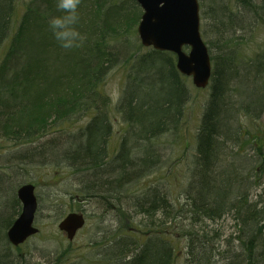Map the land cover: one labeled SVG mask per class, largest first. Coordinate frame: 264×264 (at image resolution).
I'll list each match as a JSON object with an SVG mask.
<instances>
[{
	"label": "trees",
	"instance_id": "obj_1",
	"mask_svg": "<svg viewBox=\"0 0 264 264\" xmlns=\"http://www.w3.org/2000/svg\"><path fill=\"white\" fill-rule=\"evenodd\" d=\"M199 1L213 75L188 169L192 180L178 206L167 183L145 180L164 169L161 140L180 131L191 89L176 53L142 44L139 2L81 0L77 27L86 39L65 50L48 27L49 18L61 14L56 0L24 1L20 14V0H0V138L11 147H31L16 157L19 164L48 156L56 169L78 175L80 202L95 201L126 219L131 211L143 217L138 224L145 230L134 231L149 230L148 240L135 253L133 241L116 244L120 264H174V237L166 235L177 229L189 240V264H264V131L253 133L241 122L242 115L257 121L264 113V44L254 57L241 51L247 44L242 32L264 24V0ZM250 15L254 20L246 23ZM119 65L127 69V83L116 107L128 127L111 151V100L104 84ZM88 116L84 126L65 127ZM51 132L61 137L35 145ZM243 144L249 151L239 152ZM240 156L256 164L242 171ZM9 203L0 210V264L13 262L5 235L21 203L15 195ZM224 215L236 230L225 236L223 251L216 245L221 233L214 229L211 235L200 224ZM221 255L223 260L214 259Z\"/></svg>",
	"mask_w": 264,
	"mask_h": 264
},
{
	"label": "rangeland",
	"instance_id": "obj_2",
	"mask_svg": "<svg viewBox=\"0 0 264 264\" xmlns=\"http://www.w3.org/2000/svg\"><path fill=\"white\" fill-rule=\"evenodd\" d=\"M24 1L20 0V7L18 14H20L24 8ZM203 10L201 9V14ZM253 21L254 17L250 15V19L246 20V23ZM206 22V21H205ZM203 21L201 24V30H203ZM247 44H242L241 51L243 55L248 58L256 56L264 44V24L257 23V25H249L245 31L242 32ZM185 49H188L186 46ZM127 69L122 65L114 68L108 75V80L104 84L105 92L108 94L111 100V106L109 107L111 121L113 122V135L110 139L111 151H116L119 148V143L122 136L126 133L127 123L123 121L121 115L118 114L117 107L120 103V99L125 90L127 83ZM188 86L190 87L191 98L186 104V110L184 114V123L179 128L176 136L168 135L160 144L161 151L164 153L163 160H165V167L161 171L156 172L151 179H146V185L163 186L165 183L171 187L172 194L170 195L175 201L179 200L177 205L184 203L186 198L183 190L188 186L192 180V173L188 172L191 169L193 162V156L196 154L197 134L198 127L202 121V115L206 109L208 103L210 87L202 89L193 85L192 78L187 79ZM243 126L248 127L253 133L254 129H263L264 131V113L257 121H250L242 115ZM90 116L84 117L75 122H66L65 127L75 129L78 126H84L90 121ZM59 138V132H51L48 135L37 142L35 145L45 142V140H51ZM246 144H243L239 148V152L246 151ZM28 146L11 147V145L4 138H0V210L8 206L10 197L16 198L17 189L25 182H32L36 185V191L38 196L39 207L35 219V224L39 227L37 235L28 239L26 244L23 245V252L30 253L27 259H23V262L27 264H37L41 261H45L44 258L50 264H65L67 256L64 255L65 250L69 247L67 235L59 229L60 219L67 215L73 207L83 208L88 212L87 224L81 231L78 232V236L72 245H74L73 258L78 256L81 258L80 264H120L121 260L113 257V245H122L129 242L134 249L132 253H135L138 248L144 245L148 237L147 233H141L134 231L140 228L139 222L143 221V217L135 214L131 211L129 218L126 219L123 215L119 214L118 210L106 209L99 203L92 201L88 203L81 200V202L75 198V194L79 193L81 184V178L73 174L70 169L67 168H55L52 164L56 159L48 156L35 157L34 161L26 160L24 163L19 162L17 159L20 154H23L24 150H29ZM248 150V149H247ZM249 151V150H248ZM252 152V151H251ZM245 155V154H244ZM248 156V155H247ZM17 157V158H16ZM24 158H26L24 156ZM168 159V160H167ZM249 157L240 156V169L246 171L256 163L252 162ZM46 163V164H45ZM50 163V164H48ZM168 170L171 173L168 174ZM165 177H168V182L165 181ZM159 179V180H157ZM3 180L7 181L4 182ZM152 180V181H151ZM4 182L2 186V182ZM149 181L151 183L147 184ZM15 188V192L11 189H6V184ZM16 185V187H15ZM165 186V185H164ZM264 187V184L262 185ZM13 188V189H14ZM6 189V190H5ZM77 199V200H76ZM22 205L15 204L13 219L20 215ZM96 211V212H95ZM137 221H134V219ZM183 224L190 223L189 219L181 217ZM207 225V230L212 235L214 232L211 230H218L221 233L220 241L217 240V244L224 251L223 245L225 244V236H229L235 232L234 222L232 218L224 215L223 218L217 220L202 219L200 225ZM199 225V226H200ZM140 230H145L142 227ZM167 240H172L174 237L173 246L175 251L174 264H189L188 258V244L189 240L186 235L182 234L180 229L174 230L170 236L166 235ZM133 241V242H132ZM120 255V254H119ZM97 257L100 258V263H97ZM121 259V255H120ZM214 259H224V255L215 256Z\"/></svg>",
	"mask_w": 264,
	"mask_h": 264
},
{
	"label": "water",
	"instance_id": "obj_3",
	"mask_svg": "<svg viewBox=\"0 0 264 264\" xmlns=\"http://www.w3.org/2000/svg\"><path fill=\"white\" fill-rule=\"evenodd\" d=\"M143 14L139 21L138 33L142 44L153 46L159 51L177 54V64L183 75L192 77L194 85L207 88L212 77L213 63L207 43L201 30V8L199 0H137ZM189 50H185L184 47ZM23 203L21 215L8 231L14 245L38 233L34 224L39 206L35 185L25 183L18 189ZM85 224L83 213L71 212L60 221L59 228L69 238Z\"/></svg>",
	"mask_w": 264,
	"mask_h": 264
},
{
	"label": "clouds",
	"instance_id": "obj_4",
	"mask_svg": "<svg viewBox=\"0 0 264 264\" xmlns=\"http://www.w3.org/2000/svg\"><path fill=\"white\" fill-rule=\"evenodd\" d=\"M80 4L81 0H56V7L61 14L49 18L48 27L62 49L79 48L86 39L77 27Z\"/></svg>",
	"mask_w": 264,
	"mask_h": 264
},
{
	"label": "flooded vegetation",
	"instance_id": "obj_5",
	"mask_svg": "<svg viewBox=\"0 0 264 264\" xmlns=\"http://www.w3.org/2000/svg\"><path fill=\"white\" fill-rule=\"evenodd\" d=\"M17 196H18V192H17ZM18 200H19V198H18ZM19 203H20V200H19ZM22 204V203H21ZM21 210H22V208H21ZM71 211H83L84 212V214H85V216H86V221H87V216H88V212H86V211H84V209L81 207V208H77L76 206L75 207H73L72 209H71ZM96 212V211H95ZM20 214V213H19ZM87 224V223H86ZM12 227V226H11ZM10 227V228H11ZM85 227V226H84ZM83 227V228H84ZM9 228V229H10ZM9 229L6 231V240H5V243H6V245H7V247H8V249H9V254H8V256H10V258H12L13 259V262H11L12 264H27V263H25V262H23V259H27V257H28V255L30 254V253H27V252H23V249H24V247H23V245L24 244H26V242L28 241V240H26L24 243H21V244H18L17 246L16 245H14L12 242H11V240H10V237L8 236V231H9ZM81 231V230H80ZM79 232V231H78ZM78 232H77V234L75 235V237L74 238H71V239H69V236L67 235V239H68V242H70L69 243V247L65 250V252H64V255L65 256H67V259H66V263L65 264H80V262H81V258L80 257H78V256H76V257H72L73 256V254H74V252H75V250H74V245H72V242H74L75 240H76V238H77V236H78ZM64 234H65V232H64ZM30 238V237H29ZM28 238V239H29ZM113 247H114V249H113V257H114V259H116V258H118L119 260H120V255L118 254V248L115 246V245H113ZM116 247V248H115ZM45 259V261H41V262H39V263H37V264H50V262L49 261H47L48 259H46V258H44ZM100 258L99 257H97V263H100Z\"/></svg>",
	"mask_w": 264,
	"mask_h": 264
}]
</instances>
